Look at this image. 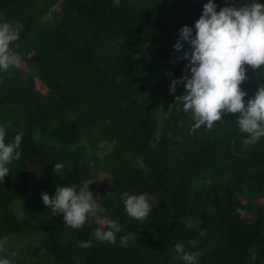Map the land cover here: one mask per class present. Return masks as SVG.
<instances>
[{"label": "trees", "instance_id": "obj_1", "mask_svg": "<svg viewBox=\"0 0 264 264\" xmlns=\"http://www.w3.org/2000/svg\"><path fill=\"white\" fill-rule=\"evenodd\" d=\"M209 0H0V23L20 25L10 45L25 67L0 71V127L5 142L23 132L21 158L0 180V258L13 264H184L175 245L199 252L198 264H264V137L255 144L225 114L208 130L177 105L190 52H174L180 29ZM223 7L254 0H213ZM264 4V0H255ZM173 61H176L173 63ZM247 67V66H246ZM247 100L264 85V68L247 72ZM182 122V123H181ZM104 144L111 148L104 153ZM63 168L54 174L55 164ZM110 179L102 207L83 228L67 227L42 193ZM148 193L154 208L129 217L123 194ZM97 197V196H96ZM181 218H184L183 220ZM111 219L116 243L94 232ZM199 221L187 227V221ZM135 233L122 247L120 237ZM195 240V248L190 241ZM81 242L91 247L82 248ZM22 249L17 250V246Z\"/></svg>", "mask_w": 264, "mask_h": 264}, {"label": "clouds", "instance_id": "obj_2", "mask_svg": "<svg viewBox=\"0 0 264 264\" xmlns=\"http://www.w3.org/2000/svg\"><path fill=\"white\" fill-rule=\"evenodd\" d=\"M120 0H114L119 6ZM20 25L13 27L9 22L0 23V71L19 68L21 57L10 48L19 39ZM181 41L190 45V52H184L177 60H190L186 66L190 69L179 80H173L170 91L174 94L177 84L183 83L184 95L175 97L177 105L183 106L185 113L192 114L194 123L190 134L201 126L208 130L214 123L221 121L225 114H239L236 124L242 133L247 134L243 144H255L264 137V85L259 84L254 97L247 100V93L241 85L248 80L249 69L257 73L264 68V4L252 2L241 6L223 7L219 12L213 0L203 7V13L193 29L184 26L180 29L179 39L174 44V52L183 49ZM176 61H173L175 63ZM247 66V67H246ZM182 123V122H181ZM6 129L0 127V180L9 174V165L21 158L23 132L14 137L12 142H5ZM63 168L55 164L54 174ZM96 181L86 179L77 189L73 186H57L54 197L42 193L43 203L53 213L63 215L67 227L83 228L90 216H95L102 207L100 197H94L90 186ZM154 197L148 193L140 195L124 193L122 202L127 215L143 222L154 208ZM182 220L184 218H181ZM106 230L97 228L94 232L98 242L116 243V235L121 232L119 223L105 219ZM199 221H187V227H193ZM136 234L129 233L120 237L122 247H127L129 240H135ZM193 248L197 242H189ZM7 244V237L0 240V252ZM79 247L89 248L90 242H81ZM176 256L184 264H198L199 252L186 251L182 244L175 245ZM0 264H13L8 258H0Z\"/></svg>", "mask_w": 264, "mask_h": 264}, {"label": "rangeland", "instance_id": "obj_3", "mask_svg": "<svg viewBox=\"0 0 264 264\" xmlns=\"http://www.w3.org/2000/svg\"><path fill=\"white\" fill-rule=\"evenodd\" d=\"M21 66L25 67V65L22 62H21ZM103 147H105L104 153H106L111 148L109 144H104ZM110 183H111L110 179L104 173H101L97 183V190L95 197L100 196V194L103 193L105 194L108 193L109 192L108 187L110 186ZM260 203L264 206V198L260 200ZM20 249H22V245L17 246V250Z\"/></svg>", "mask_w": 264, "mask_h": 264}]
</instances>
